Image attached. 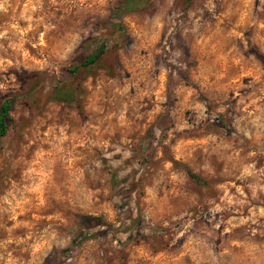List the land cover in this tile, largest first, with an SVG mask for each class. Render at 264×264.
Listing matches in <instances>:
<instances>
[{
  "label": "rangeland",
  "instance_id": "1",
  "mask_svg": "<svg viewBox=\"0 0 264 264\" xmlns=\"http://www.w3.org/2000/svg\"><path fill=\"white\" fill-rule=\"evenodd\" d=\"M260 53L264 0H0V264H264Z\"/></svg>",
  "mask_w": 264,
  "mask_h": 264
},
{
  "label": "trees",
  "instance_id": "2",
  "mask_svg": "<svg viewBox=\"0 0 264 264\" xmlns=\"http://www.w3.org/2000/svg\"><path fill=\"white\" fill-rule=\"evenodd\" d=\"M104 52V45H101L97 52L86 57L84 62L81 65H89L96 62V60L100 57V55ZM262 58L264 59V54L260 53ZM79 68L76 66L75 69ZM55 100L60 102H71L74 99V94L71 91L57 89L54 93ZM12 106V102L10 99H4L0 103V137L4 136L8 131V124L12 121L10 117V109ZM79 222L85 228H94L96 226H100L104 224V221L100 216L89 215V214H79L78 215Z\"/></svg>",
  "mask_w": 264,
  "mask_h": 264
}]
</instances>
